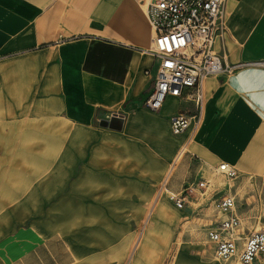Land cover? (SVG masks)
I'll return each mask as SVG.
<instances>
[{"label": "crops", "instance_id": "obj_1", "mask_svg": "<svg viewBox=\"0 0 264 264\" xmlns=\"http://www.w3.org/2000/svg\"><path fill=\"white\" fill-rule=\"evenodd\" d=\"M224 6L227 29L221 45L216 43L215 48L224 54L225 63L241 64L229 74L207 78L201 125L188 150L177 159L176 152L165 168H160L153 195L161 192V183L167 184L176 175L196 136L199 153L249 170L262 166L264 0H225ZM152 34L140 0H0V58L39 55L46 83L53 79L59 83V71L71 73L63 80L68 83L65 95L69 99L71 84L77 83L80 114L98 107L128 110L141 124L142 132L156 133L161 145L165 131L174 134L170 116L191 115L196 108L191 101L173 96H167L157 111L145 107L152 78L143 70L152 67L153 60L141 51L150 45ZM188 130L175 134L179 148ZM100 147H89L83 166L106 178L107 160L95 159ZM28 164L0 159V264H112L106 234L88 237L92 247L81 249L79 236L48 216L49 208L58 204L59 191L53 192L55 199H42L43 184L44 189L47 184H57V177L33 175ZM145 170L144 164L129 169L135 178ZM113 178L122 183L128 176ZM225 185L226 178L221 193ZM153 228L154 224L149 226L143 235L146 241L141 240L143 255L150 250ZM119 243L117 249L125 256L127 242Z\"/></svg>", "mask_w": 264, "mask_h": 264}, {"label": "rangeland", "instance_id": "obj_2", "mask_svg": "<svg viewBox=\"0 0 264 264\" xmlns=\"http://www.w3.org/2000/svg\"><path fill=\"white\" fill-rule=\"evenodd\" d=\"M26 56L0 58V159L29 161L33 175L57 177V184L45 189L43 184L42 199H55L58 189V204L47 214L79 236L81 249L92 247L88 237L106 234L112 264H241L216 260L205 236L207 227L224 215L217 201L225 184L218 165L225 160L199 153L196 136L176 175L153 195L160 168L179 149L177 135L165 131L159 145L157 134L142 132L124 109L98 107L80 114L77 83L71 84L69 99L65 95L68 83L63 80L71 73L59 71V83H46L40 56ZM94 144L102 146L95 159L110 166L106 178L83 166ZM228 162L236 169L231 190L239 234L264 228V160L254 170ZM136 164L146 167L137 178L129 171ZM113 176L128 179L121 183ZM200 177L206 179L205 187H198ZM190 184L193 191L185 192ZM180 194L186 195L179 206ZM153 224L150 250L143 255L141 240L146 241L143 235ZM124 240L125 256L117 249ZM251 264H264V250Z\"/></svg>", "mask_w": 264, "mask_h": 264}, {"label": "built area", "instance_id": "obj_3", "mask_svg": "<svg viewBox=\"0 0 264 264\" xmlns=\"http://www.w3.org/2000/svg\"><path fill=\"white\" fill-rule=\"evenodd\" d=\"M140 1L146 7V18L153 31L150 45L141 51L153 60L152 67L143 70L152 78V89L144 105L157 111L167 96L191 101L196 108L193 114L170 116L172 133L181 134L189 129L184 145L198 130L204 117L207 78L229 74L241 64L225 63L224 54L215 48L216 43L221 45L227 29L225 0ZM218 168L226 178L225 189L217 201L218 209L224 215L207 227L206 239L212 244L216 260L251 264L264 250V228L239 234L240 220L235 213V194L231 190L236 169L228 162L219 163ZM197 185L205 187L206 179L202 178ZM184 190L192 192L193 186L190 184ZM185 195L176 196L177 205L182 204Z\"/></svg>", "mask_w": 264, "mask_h": 264}, {"label": "bare ground", "instance_id": "obj_4", "mask_svg": "<svg viewBox=\"0 0 264 264\" xmlns=\"http://www.w3.org/2000/svg\"><path fill=\"white\" fill-rule=\"evenodd\" d=\"M262 63H264V62H262ZM189 141H190V140H189ZM189 141H188V143H189ZM188 143L182 145V147H180V148L178 149L177 154H176V159L179 158L184 152H186V151L188 150V149H187V147H188Z\"/></svg>", "mask_w": 264, "mask_h": 264}]
</instances>
